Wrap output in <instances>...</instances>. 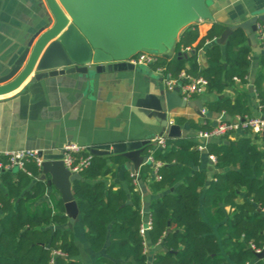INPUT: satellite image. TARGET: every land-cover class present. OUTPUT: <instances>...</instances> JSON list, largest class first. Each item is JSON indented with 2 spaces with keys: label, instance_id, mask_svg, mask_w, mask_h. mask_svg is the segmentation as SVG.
Segmentation results:
<instances>
[{
  "label": "trees",
  "instance_id": "trees-1",
  "mask_svg": "<svg viewBox=\"0 0 264 264\" xmlns=\"http://www.w3.org/2000/svg\"><path fill=\"white\" fill-rule=\"evenodd\" d=\"M225 28L212 24L199 37L196 26L186 27L178 36L176 52L189 49L188 57H159L151 67H163L174 79L182 72L203 78L207 90L216 94L231 86L234 78L244 83L250 47L240 30L233 32L222 48L216 45L214 40ZM200 51L204 68L198 62ZM263 82L260 75L254 86L264 113ZM204 108L206 113L239 119L249 114L243 95L233 100L222 97L205 103ZM184 122L200 132L211 127L207 118L201 123L177 119L178 124ZM225 139L226 145L209 142L205 146L218 171L208 185L205 173L198 169L200 152L189 140L166 138L165 150L146 148L145 153L160 163V179L151 182V191L163 193L149 206L148 238L163 249L153 257V264H264L255 259V251L264 246V145L259 148L249 136ZM123 162L121 156H92L80 174L83 180L71 187L89 249L95 254L104 252L96 264H146L139 234L140 197L133 178L125 173L126 190L104 180ZM8 163L7 157H0V264H80L73 259L78 250L71 232L62 229L65 210L54 196L57 192L52 189L49 193L53 205L48 206L47 186L39 180L35 162L29 159L21 169H4ZM148 166L141 167L142 180ZM52 250L63 256L51 263Z\"/></svg>",
  "mask_w": 264,
  "mask_h": 264
},
{
  "label": "crops",
  "instance_id": "crops-1",
  "mask_svg": "<svg viewBox=\"0 0 264 264\" xmlns=\"http://www.w3.org/2000/svg\"><path fill=\"white\" fill-rule=\"evenodd\" d=\"M214 2L216 12L212 22L191 24L197 27L199 37L205 35L212 24H236L240 13H247L264 5V0ZM47 16H50V12L44 0H0V38L9 40V47L11 44L22 46L45 24ZM3 42L5 41L0 40V43ZM6 53V50L0 49V70L6 63ZM182 54H185L184 58L188 57L187 51ZM173 56H176V52L166 57ZM198 62L201 67H205L202 51L199 52ZM260 75L264 76V52L256 43L254 47H250L244 83L237 80L221 94L207 90L192 100L203 101L204 107L205 103L222 97L233 100L236 96L243 95L249 110L246 117H262L264 113L261 111L254 86L256 78ZM159 77L161 76L151 67H134L133 71L110 72L86 78L78 75H59L34 82L28 78L15 91L0 96V154L18 150H61L67 144L90 148L99 144L146 139L154 143L152 140L158 137L160 132L159 125L153 118L142 114L137 109L136 102L148 92L154 94L164 87L163 82H159ZM178 118L192 119L196 123H201L203 118H207L211 125L217 120L236 121L239 118L224 113H206L204 116H198L191 108L176 109L169 114V122L179 127L180 138L192 142L195 149L196 146L204 147L197 149L200 152L198 169L205 173L208 185L218 171L214 162L209 159L205 148L207 142L198 136L200 131L192 129L188 122L178 124ZM246 136L259 148L264 145L262 134H251L241 128L230 134L229 138L237 141ZM258 137L261 139H257ZM225 141L226 139H212L209 142ZM152 147L157 148L155 143ZM144 155L149 157V153ZM125 163L124 160L121 166L115 167L114 175L109 174L104 180L106 184L113 183L115 188L126 190L125 173L133 178L135 190L140 197L141 220L144 222L149 218L150 203L163 194H155L150 188L151 182L155 180L154 164L157 162L149 160V170L144 180L139 177L142 168L136 175H131ZM52 191L47 188L45 195L46 204L50 207L53 203L48 195ZM54 196L59 198L58 193ZM67 222L68 218L63 226ZM69 231L78 250L73 259L80 264H96L97 257L104 252L95 254L89 249L80 218ZM143 248L146 264H153V257L163 251L160 243H150L148 234Z\"/></svg>",
  "mask_w": 264,
  "mask_h": 264
},
{
  "label": "water",
  "instance_id": "water-1",
  "mask_svg": "<svg viewBox=\"0 0 264 264\" xmlns=\"http://www.w3.org/2000/svg\"><path fill=\"white\" fill-rule=\"evenodd\" d=\"M50 16L28 41L19 46L0 38V49L6 50L4 67L0 70V96L15 91L26 79L40 81L59 75L81 78L110 72L133 71L127 61L139 54L170 56L176 52L179 34L193 23L213 21L214 0H44ZM264 24V5L239 14L236 24L226 26L214 40L224 46L233 32L240 30L247 45H256V23ZM216 24V23H215ZM178 59L185 54L176 52ZM159 82L162 83L161 77ZM92 85V80L89 81ZM137 109L159 125V137L180 138L179 127L169 122L176 109L191 108L198 116L205 111L203 101H185L179 86L171 91L165 87L157 93H147L136 102ZM264 137V132L262 133ZM225 145L227 142H223ZM148 139L114 144H99L88 148L92 156H121L131 175L149 165L144 155ZM63 150H44L39 180L54 189L63 203L68 222L63 230H71L79 221L76 202L71 192L74 182L82 181L62 164ZM16 169V168H15ZM196 170V168H193ZM130 204L129 201L126 202ZM165 237V236H164ZM264 261V251L255 254Z\"/></svg>",
  "mask_w": 264,
  "mask_h": 264
},
{
  "label": "built area",
  "instance_id": "built-area-1",
  "mask_svg": "<svg viewBox=\"0 0 264 264\" xmlns=\"http://www.w3.org/2000/svg\"><path fill=\"white\" fill-rule=\"evenodd\" d=\"M256 42L259 48L264 52V24L256 23ZM210 42H206L205 45H209ZM186 51H189L187 49ZM159 57L149 54H139L129 59L127 63L133 65L134 67H148L150 68L152 64L157 62ZM152 68V67H151ZM154 72L161 76L164 87L167 91H171L175 86H179V95L185 101L192 100L194 97L200 96L207 91V82L203 78H192L187 76L185 73H180L177 79L172 78L169 74L164 73L163 67H156ZM233 81H237L236 78ZM203 116L206 111H201ZM244 129L247 132L255 135H261L264 132V116L258 118H248L237 119L236 121H221L217 120L211 125L210 129L207 131L199 132L198 136L205 142H209L212 139H225V137L230 136L237 129ZM165 137H156L152 141L155 143L158 149L165 150ZM198 150L203 149L202 146H196ZM62 154V164L71 173L81 174V172L87 168L92 158L89 153V149L86 146H79L77 144H67L61 149ZM37 151L35 150H18L12 152H5L0 154V157H7L9 160L8 165L4 169L17 168L21 169L23 163L26 160H33L37 167L40 169L41 159L37 157ZM149 160L152 158L149 156ZM209 159L214 162V158L209 156ZM160 163L154 164L155 170V180H159L160 176L157 174V168ZM1 170V165H0ZM151 230V219L147 218L146 221H142L139 226V234L143 238V246L145 244L146 236ZM264 251V246L260 250H256L255 253H260ZM57 256H63L60 251L52 250L51 259L52 263L54 258Z\"/></svg>",
  "mask_w": 264,
  "mask_h": 264
}]
</instances>
